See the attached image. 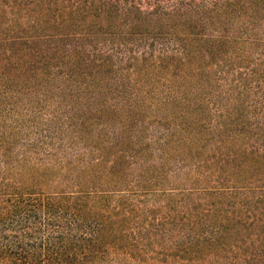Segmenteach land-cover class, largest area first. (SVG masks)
<instances>
[{
    "label": "trees",
    "instance_id": "trees-1",
    "mask_svg": "<svg viewBox=\"0 0 264 264\" xmlns=\"http://www.w3.org/2000/svg\"><path fill=\"white\" fill-rule=\"evenodd\" d=\"M0 264H264V0H0Z\"/></svg>",
    "mask_w": 264,
    "mask_h": 264
},
{
    "label": "rangeland",
    "instance_id": "rangeland-1",
    "mask_svg": "<svg viewBox=\"0 0 264 264\" xmlns=\"http://www.w3.org/2000/svg\"><path fill=\"white\" fill-rule=\"evenodd\" d=\"M16 120H17V122H18V111H17V117L15 118Z\"/></svg>",
    "mask_w": 264,
    "mask_h": 264
}]
</instances>
